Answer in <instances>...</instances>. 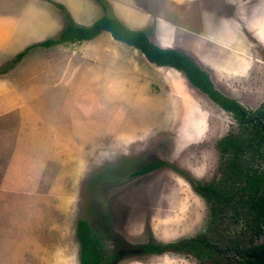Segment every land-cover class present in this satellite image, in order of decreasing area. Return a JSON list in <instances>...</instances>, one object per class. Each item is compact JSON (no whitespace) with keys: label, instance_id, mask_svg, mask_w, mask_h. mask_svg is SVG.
<instances>
[{"label":"rangeland","instance_id":"obj_1","mask_svg":"<svg viewBox=\"0 0 264 264\" xmlns=\"http://www.w3.org/2000/svg\"><path fill=\"white\" fill-rule=\"evenodd\" d=\"M101 1L0 0V71L30 46L0 72V264H79L78 219L103 231L109 264H202L139 246L203 233L222 251L248 248L245 219L213 212L212 197L194 189L221 181L230 154L218 143L243 135L231 113L107 31L37 43L67 24L55 3L78 25L106 13L191 56L222 94L256 111L264 106V0ZM153 160L170 165L128 175Z\"/></svg>","mask_w":264,"mask_h":264},{"label":"trees","instance_id":"obj_2","mask_svg":"<svg viewBox=\"0 0 264 264\" xmlns=\"http://www.w3.org/2000/svg\"><path fill=\"white\" fill-rule=\"evenodd\" d=\"M97 1L103 3L101 0ZM55 4L64 11L65 16L68 18L67 24L57 38H47L38 42L37 45L49 47L68 42L77 43L91 40L102 31H107L114 40L139 50L151 64L159 67H171L181 71L192 86L205 94L221 109L233 114L241 126L243 135L226 136L218 143V147L222 152L232 153V156L222 166V177L219 185L195 182L194 189L205 198L212 197L215 211L220 210L225 212L223 214H226L230 208L235 218H244L245 226L249 230V243L256 239L263 232L264 226V173L251 171L250 168L243 169L238 165L237 155L242 151H247L251 158L256 156L264 158V106L256 111L246 110L236 100L222 94L214 86L208 73L191 56L177 49L158 45L143 29H131L117 17L106 13L96 18L89 25H78L72 21L69 11L63 4ZM29 48L30 46H27L18 52L11 64L0 72H5L11 68L25 55ZM166 165L170 164L161 160H153L145 163L139 169L131 171L128 175L130 177L140 175ZM75 234L79 244V264L111 263L112 257L105 255L103 250L101 242L103 231L101 229L93 227L85 219H78ZM203 244L207 245V239L201 235L188 238L183 242L165 244L150 242L141 244L139 247L145 252L162 253L165 251L199 250ZM249 248L247 249H256L253 246ZM220 252L221 250H217L216 253L221 254ZM240 264H264V252L259 251L257 257L254 259L247 258Z\"/></svg>","mask_w":264,"mask_h":264},{"label":"flooded vegetation","instance_id":"obj_3","mask_svg":"<svg viewBox=\"0 0 264 264\" xmlns=\"http://www.w3.org/2000/svg\"><path fill=\"white\" fill-rule=\"evenodd\" d=\"M227 112H229V111H227ZM229 113H231V112H229ZM237 124L239 127H241L238 122H237ZM225 153L230 154V156H232V153H230V152H225ZM237 156H238V162H239L238 165H240L243 169H249L250 168L251 171H258L259 173H261V172L264 173V158L260 157V158H262L261 162L263 164L262 170H260L256 167V163L254 164V160H256V158H251L248 155L247 151H242L240 154L238 153ZM224 164L225 163H223V166H224ZM213 212H215L214 209H213ZM228 212H230V214L233 215V212L230 210V208H229ZM223 213H225V212H223ZM220 218H222V217H220ZM229 218H230V220L235 222V220L239 221L241 217L235 218V216L233 215V217H229ZM201 235L206 237L207 245H204V244L201 245L199 250H190V251L181 250V251H177V252L191 254V255L195 256V258H197L199 261H201L202 264H227V263L240 264L242 261H244L247 258L254 259L255 257H257L259 251L261 253L264 252V226H263V232L261 234H259L257 237L258 239L256 238L251 243H249V247H252V246L256 247L255 250H252V249L249 250L250 249L249 247H248L249 249L245 248L246 249L245 250L244 247L239 246V248H238L237 246H234V248L231 250L222 251V249L219 248L218 244L214 240H212L209 235L203 233V234H199V235L194 236V237H198ZM190 238H193V237H190ZM261 238H263V240H261ZM217 250H219V251L221 250V252H220L221 254H217L216 253Z\"/></svg>","mask_w":264,"mask_h":264},{"label":"crops","instance_id":"obj_4","mask_svg":"<svg viewBox=\"0 0 264 264\" xmlns=\"http://www.w3.org/2000/svg\"><path fill=\"white\" fill-rule=\"evenodd\" d=\"M91 24V23H90Z\"/></svg>","mask_w":264,"mask_h":264}]
</instances>
